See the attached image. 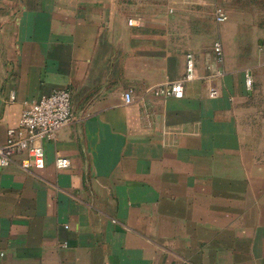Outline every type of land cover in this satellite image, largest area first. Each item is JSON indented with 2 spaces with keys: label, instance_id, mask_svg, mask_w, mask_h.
I'll return each mask as SVG.
<instances>
[{
  "label": "crops",
  "instance_id": "crops-1",
  "mask_svg": "<svg viewBox=\"0 0 264 264\" xmlns=\"http://www.w3.org/2000/svg\"><path fill=\"white\" fill-rule=\"evenodd\" d=\"M263 39L264 0H0V145L25 100L74 116L0 167V264H264Z\"/></svg>",
  "mask_w": 264,
  "mask_h": 264
},
{
  "label": "built area",
  "instance_id": "built-area-1",
  "mask_svg": "<svg viewBox=\"0 0 264 264\" xmlns=\"http://www.w3.org/2000/svg\"><path fill=\"white\" fill-rule=\"evenodd\" d=\"M214 17L217 22L227 19L225 9L221 4L214 8ZM264 53V39L260 43ZM214 52L221 58L222 48L219 41L214 43ZM264 67V59L260 63ZM187 73L183 79L164 82L150 87L153 95H166L180 98L183 95V84L193 79V63L190 56L186 61ZM247 87L251 85V77L245 76ZM215 95V91H211ZM124 100L130 102L132 95L125 92ZM72 95L68 89H55L38 98L25 100L24 107L15 126L6 129L4 142L0 145V167L17 162L24 171L41 169L45 164L44 143L52 140L56 132L73 120ZM17 157H19L18 161ZM57 167H66L69 160L65 157L55 159Z\"/></svg>",
  "mask_w": 264,
  "mask_h": 264
}]
</instances>
